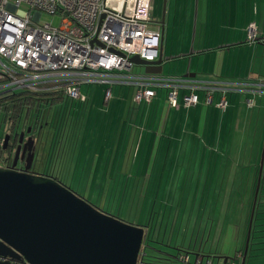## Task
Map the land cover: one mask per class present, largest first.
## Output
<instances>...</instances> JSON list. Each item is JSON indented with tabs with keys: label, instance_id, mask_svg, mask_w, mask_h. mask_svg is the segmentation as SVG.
<instances>
[{
	"label": "crops",
	"instance_id": "1",
	"mask_svg": "<svg viewBox=\"0 0 264 264\" xmlns=\"http://www.w3.org/2000/svg\"><path fill=\"white\" fill-rule=\"evenodd\" d=\"M163 2L165 15L163 25L160 27L162 57L165 58L164 55L168 54L170 57L166 59L172 57L176 59L178 66L184 72L180 77L187 78L203 87L226 86L225 93L215 90L208 103L205 99L206 91L196 89L194 93L198 95V102L195 105L184 106L182 97L188 91L180 89L177 107H170L167 104L165 88H156L155 95L150 100L141 102L133 99L135 89L131 84L110 85L109 99L104 98L106 90L92 100L80 91L85 99L77 100L80 103L76 107L69 104L63 128L59 123L61 116L57 117V115L65 104L49 106L55 109L50 116L51 119L56 113L55 121L47 122L46 128L50 130L47 133L46 144L39 143L37 151L46 153V158L51 155L50 152L53 150L50 151V147L54 143L52 148L60 149L61 153L62 141L68 137L69 145L65 144V147L68 148L66 153H69V170L73 172V175L78 167L80 170L86 155L84 159L90 164L86 184L88 187H103L104 182L108 181L105 184L106 187L124 186L133 190L141 186L154 188L156 184L161 187L170 160L174 162L178 157L177 163H181L183 161V159L180 161L181 156L187 155H190V160H193V156H198L196 162L201 161V167H208L207 179L211 181V186L215 178V176L213 179L209 177L210 172L213 173L212 167L215 166L212 161H215L217 165L219 159H222L220 155L224 156L223 180L226 184L227 180L233 183L234 176L239 178L237 172H239L240 163L243 166L245 162L242 155H248L247 166L244 168L247 172L244 185L248 186L250 169L259 164L260 141L264 139L262 135L264 133V0H162L156 18L162 17ZM153 10L152 6V15ZM250 26L255 31L251 39L248 38L247 31ZM260 55L261 61L253 64L252 70L243 67L245 61L247 64L251 57ZM235 59L238 61L243 59L241 67L239 62H234ZM113 87L116 89L119 87L117 91L125 90L127 96L120 98L116 97L115 93L113 98ZM227 93L259 98L260 103L255 120L250 121L249 109L254 107L252 99L247 100L248 112H236V104L231 106V112H226ZM221 97H224L227 103L224 109L217 106ZM221 111H224L222 115ZM250 139L253 142L248 152L245 140ZM81 156H83L82 159ZM42 165V162L37 163V170L49 173L41 167ZM87 168L86 164L83 171ZM160 168H162L161 174L158 177ZM108 169L114 170V174L112 171L106 176L105 170ZM244 169L241 171V177ZM49 174L55 176L52 173ZM216 174V180H218L217 168ZM83 178L86 179L84 174ZM110 179H113L114 183ZM165 183L169 185V175ZM199 184L201 186V183ZM206 184L205 180L204 186ZM210 193L211 189L209 196ZM241 197L242 204H245L247 195L244 194ZM241 209H244V205H241ZM258 210L261 218L258 223L262 225L259 229H264V193L258 198ZM240 217L241 229L228 228L226 231L222 229L221 233L217 234L219 247L214 251L210 248L206 252V246L201 239L198 247L194 248L195 259L209 258L212 264L213 259L222 262L225 259L223 257L227 256V246L221 242L223 235L225 238L231 235L232 244L238 241L239 237L243 242L245 221L243 210ZM159 224L162 225V223ZM142 226L148 228V223ZM229 248L232 247H228V250ZM256 248L258 250L254 253L252 251L249 254L247 251L248 257L246 255L244 264H264V244L258 243ZM168 249L171 248L161 247L160 250L168 251ZM238 250L227 257H233ZM254 254L257 256L254 257ZM209 255L212 257H207ZM239 258L241 259L240 255Z\"/></svg>",
	"mask_w": 264,
	"mask_h": 264
},
{
	"label": "built area",
	"instance_id": "2",
	"mask_svg": "<svg viewBox=\"0 0 264 264\" xmlns=\"http://www.w3.org/2000/svg\"><path fill=\"white\" fill-rule=\"evenodd\" d=\"M21 4L29 10L17 9ZM41 13L59 15V25L40 24L36 15ZM254 32L250 26V38ZM161 41L152 0H0V95L25 93L45 99L49 108L64 100L83 101L79 86L84 83H125L134 87L137 102L148 101L156 88H165L167 104L177 107L180 89L188 91L182 97L184 106L198 102L196 89L206 91L208 103L215 90L225 93L222 85L203 87L183 77L133 74L136 65L130 57L157 60ZM110 96L108 88L104 98ZM226 105L221 97L217 106ZM181 260L187 262L188 257ZM194 264L211 262L196 259Z\"/></svg>",
	"mask_w": 264,
	"mask_h": 264
},
{
	"label": "rangeland",
	"instance_id": "3",
	"mask_svg": "<svg viewBox=\"0 0 264 264\" xmlns=\"http://www.w3.org/2000/svg\"><path fill=\"white\" fill-rule=\"evenodd\" d=\"M161 2L162 0H152V6L154 8L152 16L154 19H156L159 14V7L161 5ZM17 9L25 12L29 10L28 6H26L25 4H21ZM36 17L37 19H39L40 24L52 23L53 26L57 27L60 23L59 15H49L46 13H41L40 15L37 14ZM248 38L251 39L249 35ZM174 55L175 54H173V56ZM164 57L165 58L163 59L165 60L161 74L162 76L180 77L184 74L181 67L178 66V62L175 58L172 57L166 59L167 57H170L168 56V54L167 56L164 55ZM261 57V55L255 58L251 57L247 64L246 61L243 63V67H247L249 68V70H252L254 68L253 64H255L256 62L259 63L262 59ZM234 62H239V67H241L243 59L239 61L238 59H235ZM141 72H143L142 67L134 66L132 69L133 74H138ZM84 84L80 86V91L86 94V97L90 98L91 100L100 92L102 93L103 90H107L108 88H110V85L108 83ZM113 89V98L115 97V93L116 97L118 96L120 98H124L127 96V92L125 90L121 89V91H117L116 87H113ZM251 99L254 101V107H250L249 114L250 121H254L260 103L259 98H255L254 96H235L233 93H227L228 109L226 112H231V106H233L234 104H236V112H248L247 107L249 106H247V100L249 101ZM61 103L65 104L62 105V111H66L67 114L69 104H71V106L73 107H76L80 102L77 100H64ZM49 109L46 113L47 120L50 119L51 112L55 111V109L52 107ZM44 110L42 109V111ZM223 112L224 111H221L220 114L222 115ZM30 119H33L31 115ZM40 119L43 120L45 119V117L41 116ZM24 120V118H21L20 122H23ZM10 129L11 128L9 127L6 131L10 132ZM49 130L50 129L44 127L41 131L42 133L39 141L40 143H42V145L46 144L45 140ZM262 135L264 138V133H262ZM263 140L260 141L261 146L258 154V162H260ZM62 142L63 150L61 153L60 149L56 148L50 152L51 155L46 156L45 158L46 153H44L43 151H41V153L37 152L36 156L37 154L39 156L36 157L35 163L37 164L39 162H42V168H45L47 172L54 174L62 181L64 185L71 188V190L85 198L91 205L99 208L103 212L111 214L119 218L120 220L133 225L142 226L143 224L148 223V225L150 226V230L146 227L145 234L146 237L149 236L151 245L159 247L160 249L161 247L165 246H168V248L173 247L174 249H168V252L178 255L182 254L183 256H185V252H188L187 256L189 261L185 262L178 259L176 261L177 264H194L196 255V253L194 252V248L198 247L197 245L200 243L201 239H203V245L206 246V252H208L210 248L212 249V251H214L217 247H219V235L217 234H220L222 229L223 231H226L228 230V228L241 229L242 227V224L240 223L241 205L243 200L241 195L244 193V188L246 187V185H244L246 184V182L244 181H246L247 179V172L244 168L247 166L246 161L249 157L248 155H242V158L245 162L243 166L240 163V169L239 172H237L239 174V178H236L234 176V186L231 181L228 182L227 178V184L225 183V180H223L225 170L224 156L220 155V158H222L223 160L219 159L217 165L215 161H212L215 166L212 167L213 173L210 172L209 177L213 179V177L215 176V178L212 180L211 186V181L207 179L208 167H201V161H198V163L196 162L198 156H193V160H190V155H187L181 156L180 161L183 159L181 163H177L178 157H176V160H174V162H172V159L170 160L166 168L164 182L161 187L156 184L154 188H144L143 186H141L139 188H136L135 190L124 186L112 188L105 186L108 181L104 182L103 187H88L86 184L87 178L89 176L90 164L84 159L86 158V155H84V158L83 156H81V159L83 158V160L80 166V170H78V167L75 174L73 175V172L69 170V153H66L68 148L65 147V144L69 145V138L66 137ZM245 142L246 149L249 152L253 140H245ZM213 159L214 158H212V160ZM86 164L88 168L86 171H83V168ZM216 168L219 171L218 180H216ZM161 169L162 168H160L158 177L161 174ZM242 169H244V171L243 176L241 177ZM112 171L114 174V170ZM112 171L109 169L105 170L106 176H108L109 173H112ZM83 174L84 177L86 176V179H82ZM168 175L169 185L165 183ZM205 180L207 184L204 186ZM110 181L114 183L113 179H110ZM199 183H201V186ZM210 189L211 193L209 196L208 193ZM231 191L233 193H231ZM144 206H146V208ZM159 223H162V225L160 226ZM222 239L223 241L221 242H223L227 246V256L232 255L234 251L238 250L243 245L242 239H240V237L234 244H232L231 242V235H228L227 238H225V235H223ZM157 242L160 244H156ZM228 247L232 248H229L228 250ZM177 248L179 249L177 250ZM239 255V252H237V259H240ZM218 261L217 259H213V264H226L224 263V260H221L222 262ZM235 261L238 264H240L241 262V260L240 262H238V260Z\"/></svg>",
	"mask_w": 264,
	"mask_h": 264
},
{
	"label": "water",
	"instance_id": "4",
	"mask_svg": "<svg viewBox=\"0 0 264 264\" xmlns=\"http://www.w3.org/2000/svg\"><path fill=\"white\" fill-rule=\"evenodd\" d=\"M164 15L163 2L160 25ZM129 60L145 74L162 76L161 48L155 61L137 55ZM33 144L28 137L20 156L17 146L12 166L0 167V264H137L145 227L103 212L52 176L29 172L36 156ZM26 151L24 169H15ZM263 165L264 140L240 264L248 251Z\"/></svg>",
	"mask_w": 264,
	"mask_h": 264
},
{
	"label": "trees",
	"instance_id": "5",
	"mask_svg": "<svg viewBox=\"0 0 264 264\" xmlns=\"http://www.w3.org/2000/svg\"><path fill=\"white\" fill-rule=\"evenodd\" d=\"M41 98L39 97H35V96H29L24 94H19V95H11V94H4V95H0V163H4L7 159V154H5V152L2 149V145L4 143V134L7 130V128H14L15 126H17L18 121L21 120V118H24L25 120V125L29 126V125H34L33 121L34 118L41 116L40 114L43 112L41 110L42 105H41ZM43 99L42 101L44 102L43 108H45V112L44 115H42V117H45V119L43 120H39L40 124L44 123V122H48L49 121H55V117H56V113L52 115L50 120H47V117L45 115V113L47 112V110L49 108L46 109V107L50 104V103H46V100ZM62 109V108H61ZM44 110V109H43ZM42 111V112H41ZM63 113V114H62ZM66 111H60L57 115V117H59V123L64 126L65 125V119H66ZM30 115L32 116L33 119H30ZM9 126V127H8ZM63 128V127H62ZM43 129V128H42ZM54 144V143H53ZM53 144L50 147V151L53 150L54 148H52ZM258 169H259V164L257 163L254 168L250 171V181L248 186H246L244 188V193L242 195H247V201L245 202L244 205V209L243 210L244 214H245V221H244V232H243V245L240 247V249L238 250L240 257L242 258L243 256V251H244V243H245V238H246V229H247V223H248V219H249V214H250V210H251V205H252V200H253V195H254V190H255V186H256V180H257V175H258ZM54 178H56L57 180L61 181L59 178L53 176ZM264 193V168L262 171V176H261V181H260V187H259V192H258V198L260 195H262ZM258 198H257V203H256V207H255V212H254V216H253V221H252V227H251V234H250V240H249V248H248V253L250 254V252L253 251L256 252L258 249L256 248L258 243L264 244V241H262V239H264V235H261L262 233H264V229H259L260 226L258 221L261 220V218L259 217V210H258ZM146 226V225H145ZM144 226V227H145ZM148 228L150 230V226L148 225ZM150 239L149 236L145 237V240L143 241V243L146 245H148L150 243ZM156 244H160V243H156ZM163 246V245H162ZM168 248V246H165ZM180 248V247H179ZM177 248V250L179 249ZM153 249H155L156 251H158L159 253L153 252L150 254H144L140 256V260H139V264H145L144 262L147 260L148 263L146 264H151L153 262H158L159 260H164V262L166 264H177L176 261L179 259L181 260V256H183L182 254H173L171 252L168 251H163L160 250L158 247H154ZM174 249V248H171ZM176 249V248H175ZM188 252H185V256H187ZM163 256H165V258H163ZM254 257L257 256L256 254L253 255ZM188 257V256H187ZM207 257H212V256H207ZM237 254H235L233 257H223V259L225 258L227 260L226 264H229L230 262H234L235 264H238L235 260L237 259ZM248 257V255H247ZM247 259V258H246ZM196 260V259H195ZM197 260H202L203 262L206 260H209L212 264V260L208 259H200L197 258ZM241 259H238V262H240ZM189 261V260H188ZM187 261V262H188Z\"/></svg>",
	"mask_w": 264,
	"mask_h": 264
},
{
	"label": "flooded vegetation",
	"instance_id": "6",
	"mask_svg": "<svg viewBox=\"0 0 264 264\" xmlns=\"http://www.w3.org/2000/svg\"><path fill=\"white\" fill-rule=\"evenodd\" d=\"M161 18H156L154 19L153 18V22L158 25L159 27H161L160 25V22H161ZM25 121L23 122H20L18 121V124L17 126H15L14 128L12 127L10 129V132H5L4 134V138L3 140L5 139L6 136H8V141L7 143H3L2 145V149L3 151L5 152V154H7V160L4 162V166L5 167H11L12 166V163H13V156L15 154V151L17 149V146L20 145V153H19V156L21 155V152H22V148L27 140L28 137H31L33 140H34V144H33V148H35V155L36 153L38 152L37 148H38V144L40 143L39 141V138L41 136V131H42V128L44 127H47V122H44L43 124L41 123L40 124V121H35L34 120V125H25L24 123ZM29 129V131H28ZM23 133V139H22V142H19V138H20V134ZM26 154H27V151L25 152V155L23 157V159H18L16 165L14 166L15 169H18V170H23L25 165H26V162H25V158H26ZM37 156L34 157L33 161H32V164H31V167L29 169V172H32V173H35V174H45V175H49V176H52L51 174L49 173H42L40 171L37 170L36 168V163H35V159H36ZM146 237V235H145ZM145 240V238H144ZM143 240V241H144ZM155 246L154 245H151V243H149L148 245L145 246L144 243H142V248L140 250V254H139V257H138V262L139 260L141 259L140 256L141 255H144L145 253L146 254H150V253H153V251L151 250H148V248H154ZM150 251V252H149ZM163 258H165V256H163ZM145 264L148 263L147 260L144 262ZM139 264V263H137ZM151 264H166L164 262V260H159L158 262H153Z\"/></svg>",
	"mask_w": 264,
	"mask_h": 264
}]
</instances>
